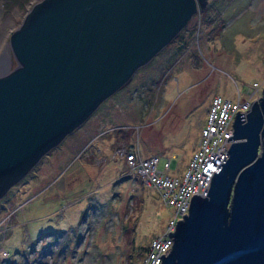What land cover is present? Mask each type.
<instances>
[{"label": "rangeland", "instance_id": "obj_1", "mask_svg": "<svg viewBox=\"0 0 264 264\" xmlns=\"http://www.w3.org/2000/svg\"><path fill=\"white\" fill-rule=\"evenodd\" d=\"M38 0H0V69L15 61L9 36ZM264 88V0H211L175 38L0 200V264H137L174 216L155 188L129 177L117 143L180 175L214 95ZM6 253V255L4 254Z\"/></svg>", "mask_w": 264, "mask_h": 264}, {"label": "water", "instance_id": "obj_2", "mask_svg": "<svg viewBox=\"0 0 264 264\" xmlns=\"http://www.w3.org/2000/svg\"><path fill=\"white\" fill-rule=\"evenodd\" d=\"M211 0H38L0 69V200ZM161 264H264V88Z\"/></svg>", "mask_w": 264, "mask_h": 264}, {"label": "built area", "instance_id": "obj_3", "mask_svg": "<svg viewBox=\"0 0 264 264\" xmlns=\"http://www.w3.org/2000/svg\"><path fill=\"white\" fill-rule=\"evenodd\" d=\"M258 92L259 86L255 82L248 87L246 94L237 89L235 99L222 98L220 95L210 98L195 148L180 175L172 176L167 173L169 159L165 172H160L157 169L158 156L140 158L124 148L116 150L114 156L118 154L123 158L128 169L127 175L139 177L144 186L158 190L162 203L174 210V216L164 233L150 239L137 264H161V256L170 252L173 238L169 234L175 230L176 224L183 220V216L188 214L191 198L194 195H206L214 171L233 142H228V138L233 135L236 113L246 115L254 101L252 98Z\"/></svg>", "mask_w": 264, "mask_h": 264}, {"label": "crops", "instance_id": "obj_4", "mask_svg": "<svg viewBox=\"0 0 264 264\" xmlns=\"http://www.w3.org/2000/svg\"><path fill=\"white\" fill-rule=\"evenodd\" d=\"M108 147H113L114 149L113 156L116 150L120 148V147L117 148V143L113 141L111 142L106 141L101 144L97 143V146L91 149V152L89 153L88 163L94 164L99 168H101L105 164V154H106L105 149Z\"/></svg>", "mask_w": 264, "mask_h": 264}, {"label": "trees", "instance_id": "obj_5", "mask_svg": "<svg viewBox=\"0 0 264 264\" xmlns=\"http://www.w3.org/2000/svg\"><path fill=\"white\" fill-rule=\"evenodd\" d=\"M203 10H204V9H203ZM144 249H145V247H142V248H141V251H140L139 256H141V254L144 252Z\"/></svg>", "mask_w": 264, "mask_h": 264}]
</instances>
